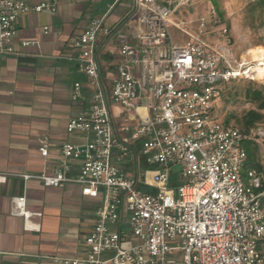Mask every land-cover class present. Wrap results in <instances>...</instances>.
Masks as SVG:
<instances>
[{"label":"built area","instance_id":"obj_1","mask_svg":"<svg viewBox=\"0 0 264 264\" xmlns=\"http://www.w3.org/2000/svg\"><path fill=\"white\" fill-rule=\"evenodd\" d=\"M122 0H109L70 41L78 72L92 85L89 107L72 116L69 133L90 139L65 141L45 185L76 182L84 195L103 194L84 238L83 256L54 255L58 264H264V171L248 169L249 142L264 143V124L249 129L216 116L225 83L255 78L263 60L236 57L230 28L214 5L193 25L174 18L197 0H132L124 19L108 18ZM210 2V0H208ZM60 0H0V54L16 52L19 18L30 11L56 12ZM170 25L190 39L175 44ZM118 43L120 58L110 78L102 73L101 48ZM37 44L24 40L23 46ZM256 63V64H255ZM76 81L74 100L83 98ZM50 137L39 150L50 152ZM82 163L71 176L69 160ZM175 165L180 169L176 171ZM15 175L0 172V182ZM12 213L28 222L26 196ZM40 226L28 225L29 230Z\"/></svg>","mask_w":264,"mask_h":264},{"label":"crops","instance_id":"obj_2","mask_svg":"<svg viewBox=\"0 0 264 264\" xmlns=\"http://www.w3.org/2000/svg\"><path fill=\"white\" fill-rule=\"evenodd\" d=\"M76 1L60 0L56 12L23 14L14 42L16 52L0 54V172L15 174L0 182V264H58L52 259L54 255L83 256L84 238L103 202L102 193L84 195L76 182L48 186L39 178L17 175L53 174L63 157V142L85 143L90 139L67 130L68 120L89 107L93 91L89 79L78 72L70 41L92 18L105 12L109 0L92 6V0H85L88 3L79 13ZM118 6L125 9L114 10L109 24L126 17L132 0H122ZM89 11L94 13L83 19ZM24 40H37V44L23 46ZM118 49L115 42L104 55L110 60L102 69L106 79L120 58ZM76 81L82 83L84 92L79 100L72 97ZM43 135L51 142L47 157L39 150ZM69 162V174L77 175L81 161ZM22 195L26 196L27 210L41 212V216L32 215L27 222L12 213L14 198ZM28 225L40 229L29 230Z\"/></svg>","mask_w":264,"mask_h":264},{"label":"rangeland","instance_id":"obj_3","mask_svg":"<svg viewBox=\"0 0 264 264\" xmlns=\"http://www.w3.org/2000/svg\"><path fill=\"white\" fill-rule=\"evenodd\" d=\"M256 1L257 0H210L209 2L208 0H197L190 5L181 7L174 20L177 23H180L181 20H185L189 21L191 25H194L200 17H207L210 14V7L212 4L216 9L220 24L227 25L230 28L232 49L236 57L243 56L248 60L255 59L264 61V57L255 56V52L264 49V5H255ZM76 2L75 10L77 13L88 3V1L85 2V0L82 3L81 0ZM92 3L89 2V5H99L100 0H92ZM118 9H125V7L117 6L115 11ZM128 9H130V7H128L127 10ZM93 13V11L87 12L83 19ZM112 22H115V20ZM180 24L181 28L186 27L184 24ZM169 30L175 44H184L190 39L188 35L175 25H170ZM112 45H115L114 40L107 42L100 50L99 59L102 69H105L107 63L110 62L109 59L104 58V55L106 52H109L107 48ZM251 83H256V85L264 88V78H259L258 76L252 79L241 78L225 83L226 86L223 96L216 109V116L222 120L231 116L232 123L241 126L238 119L249 109L255 107V104L250 102L245 96V92ZM258 124H264V121ZM257 144L260 147V160L264 163V143ZM174 169L178 171L180 166L175 165ZM261 247L264 251V242Z\"/></svg>","mask_w":264,"mask_h":264},{"label":"trees","instance_id":"obj_4","mask_svg":"<svg viewBox=\"0 0 264 264\" xmlns=\"http://www.w3.org/2000/svg\"><path fill=\"white\" fill-rule=\"evenodd\" d=\"M256 4L264 5V0H257L255 5ZM245 96L250 102L255 104V107L245 112L238 119V122L241 124V128L249 129L250 127L264 121V88L262 86L256 85V83H251L245 92ZM223 121L225 124H233L231 116L226 117L223 119ZM247 150L248 157L244 164V174H246L248 169L264 171V163H262L260 160L259 145L255 142H249L247 144Z\"/></svg>","mask_w":264,"mask_h":264},{"label":"bare ground","instance_id":"obj_5","mask_svg":"<svg viewBox=\"0 0 264 264\" xmlns=\"http://www.w3.org/2000/svg\"><path fill=\"white\" fill-rule=\"evenodd\" d=\"M255 56L257 57H264V49L259 50L258 52H255ZM253 72H256L255 76H258L259 78H264V65L261 62L259 65H257Z\"/></svg>","mask_w":264,"mask_h":264}]
</instances>
